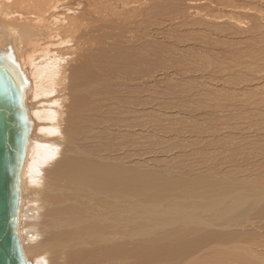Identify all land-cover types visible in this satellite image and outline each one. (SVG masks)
<instances>
[{
  "label": "rangeland",
  "instance_id": "374dc122",
  "mask_svg": "<svg viewBox=\"0 0 264 264\" xmlns=\"http://www.w3.org/2000/svg\"><path fill=\"white\" fill-rule=\"evenodd\" d=\"M157 2L144 14L156 12L153 44L142 34L147 49L135 56L146 71L128 67L138 78L126 75L123 84L109 74L103 103L84 112L73 93L66 111L87 127L62 122V131L78 149L139 177L140 230L135 242L125 234L128 253L118 264H264V6L254 1L243 11L249 16L229 18L230 3Z\"/></svg>",
  "mask_w": 264,
  "mask_h": 264
},
{
  "label": "bare ground",
  "instance_id": "6f19581e",
  "mask_svg": "<svg viewBox=\"0 0 264 264\" xmlns=\"http://www.w3.org/2000/svg\"><path fill=\"white\" fill-rule=\"evenodd\" d=\"M216 1L220 6L230 3L227 8L233 10L229 18L234 14L249 16L243 11L254 1L264 6V0ZM157 6V0H0V53L12 55L28 81L24 105L32 125L21 173L18 235L30 264H118L128 253L123 245L125 234L135 242L136 230H140L139 177L125 174V167L109 166L88 148L73 146L62 131V122L75 131L78 122L87 127L73 112L66 111L64 104L70 102L71 95L75 93L73 100L83 105V112L95 101L100 106L109 74L123 84L131 69L137 74L142 68L137 57L141 47L147 48L138 41L142 34L150 39L153 26L156 28L153 23L158 21L156 12L144 14ZM61 11L65 13L59 14ZM167 15L161 16L168 24ZM137 17L140 20L136 21ZM139 27H147V33H140ZM251 32H255L253 26ZM124 34L131 38L128 45L121 43ZM149 42L153 44L151 39ZM126 46L131 50L128 53ZM65 154L68 158H62ZM90 246L94 252L86 251Z\"/></svg>",
  "mask_w": 264,
  "mask_h": 264
},
{
  "label": "water",
  "instance_id": "95a60500",
  "mask_svg": "<svg viewBox=\"0 0 264 264\" xmlns=\"http://www.w3.org/2000/svg\"><path fill=\"white\" fill-rule=\"evenodd\" d=\"M8 56L0 53V264H30L18 235L21 173L32 125L24 105L28 81Z\"/></svg>",
  "mask_w": 264,
  "mask_h": 264
}]
</instances>
